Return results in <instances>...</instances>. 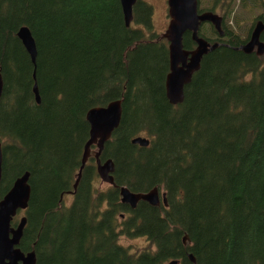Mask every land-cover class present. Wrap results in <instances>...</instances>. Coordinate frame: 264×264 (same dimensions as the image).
I'll list each match as a JSON object with an SVG mask.
<instances>
[{
	"label": "trees",
	"instance_id": "trees-1",
	"mask_svg": "<svg viewBox=\"0 0 264 264\" xmlns=\"http://www.w3.org/2000/svg\"><path fill=\"white\" fill-rule=\"evenodd\" d=\"M198 4L221 14L223 36L200 26L199 37L219 45L172 105L168 43L149 3L136 1L126 27L119 0H0V197L29 173L19 249L35 264H193L188 254L194 264H264V55L238 49L264 23V0ZM21 27L36 45L39 104ZM182 44L196 46L189 32ZM115 100L121 121L100 155L113 163L114 186L96 188L90 157L74 190L86 114ZM138 136L147 147L131 143ZM120 187L156 188L167 206L131 209ZM120 237L146 247L131 252Z\"/></svg>",
	"mask_w": 264,
	"mask_h": 264
},
{
	"label": "water",
	"instance_id": "water-1",
	"mask_svg": "<svg viewBox=\"0 0 264 264\" xmlns=\"http://www.w3.org/2000/svg\"><path fill=\"white\" fill-rule=\"evenodd\" d=\"M123 20L126 27L132 23V8L137 0H119ZM168 24L165 32L162 34L168 43L169 55V73L165 79V94L168 102L172 105L179 104L183 101L184 87L190 83L195 72L200 68L202 57L218 47V43L210 44L205 39L199 37V29L202 24L211 25L220 37L223 36L222 17L210 11L199 12L198 0H166ZM189 32L191 39L195 43L193 50L183 48V36ZM264 23L257 22L250 34L246 44L238 49L245 54H251L253 51L257 56L264 55ZM17 37L21 41L30 62L34 68L32 78L34 85L32 92L37 104L40 103L37 84L35 81L36 68V45L31 33L27 27L19 28ZM2 94V79L0 75V98ZM122 115L121 100H115L103 107L90 109L86 114V120L89 124V138L84 145L81 164L78 169L73 189L81 177L82 170L90 156L91 146H95L96 151L93 155L96 163V173L99 179L114 186L112 173L114 171L111 160L100 163V155L104 144L111 138L113 132L118 128ZM132 144L141 147H147L149 140L145 137H135L131 140ZM1 167H2V145L0 142V184H1ZM29 173L25 172L17 178L9 190L0 197V264H35V253H23L19 249V242L26 224L25 216H21L15 226L11 223L20 212H25L30 199V186L28 184ZM121 203L127 204L134 209L139 201L147 202L151 206H159L162 203L167 206L166 194L159 192L156 188L145 193H134L126 187L119 188ZM187 237L183 238L186 244ZM191 263L195 259L188 254ZM177 261H171L169 264H177Z\"/></svg>",
	"mask_w": 264,
	"mask_h": 264
},
{
	"label": "rangeland",
	"instance_id": "rangeland-1",
	"mask_svg": "<svg viewBox=\"0 0 264 264\" xmlns=\"http://www.w3.org/2000/svg\"><path fill=\"white\" fill-rule=\"evenodd\" d=\"M147 3H149L152 8H153V25L155 30L162 35L165 32V29L168 24V15H167V5H166V0H143ZM203 4L200 6L201 8H206L208 0H202ZM217 15L221 16L220 13L216 12ZM240 14H238L239 16ZM241 17V16H240ZM242 18V17H241ZM244 16L242 18V27L244 29H247L249 27L248 19H246ZM229 25L234 26L235 23L232 21L228 23ZM205 25V24H204ZM207 26V25H206ZM96 149L92 148L91 151V157H93ZM96 188H99L100 190L106 189L108 187V184L102 182L99 178L95 182ZM67 202H70V198L66 200ZM23 216V212H20L15 218L17 222L20 219V217ZM119 244L122 245L123 247H127L128 249L131 250V252H136L140 251L144 247H146V241L145 239L142 238H125V237H120L119 238Z\"/></svg>",
	"mask_w": 264,
	"mask_h": 264
},
{
	"label": "flooded vegetation",
	"instance_id": "flooded-vegetation-1",
	"mask_svg": "<svg viewBox=\"0 0 264 264\" xmlns=\"http://www.w3.org/2000/svg\"><path fill=\"white\" fill-rule=\"evenodd\" d=\"M263 39H264V35L262 34L261 37H260V40L263 41ZM253 52H254V51H253ZM91 147H92V146H91ZM94 147H95V146H94ZM95 149H96V148H95ZM91 151H92V149H90V156H89V158L91 157ZM99 159H100V157H99ZM94 160H95V159H94ZM104 162H105V161L102 162L101 159H100V163H101V164H103ZM95 166H96V163H95ZM98 178H99V177H98ZM14 226H15V225H14Z\"/></svg>",
	"mask_w": 264,
	"mask_h": 264
}]
</instances>
